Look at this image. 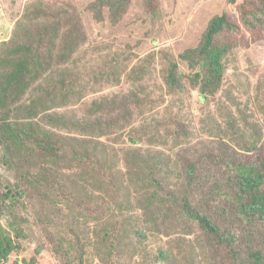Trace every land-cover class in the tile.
<instances>
[{
    "label": "trees",
    "instance_id": "obj_1",
    "mask_svg": "<svg viewBox=\"0 0 264 264\" xmlns=\"http://www.w3.org/2000/svg\"><path fill=\"white\" fill-rule=\"evenodd\" d=\"M244 2L245 28L225 8L171 54L163 93L147 85L143 39L105 34L133 0L14 3L0 41V209L23 208L40 241L25 254V228L0 215V264H264V74L241 55L264 40V0ZM158 104L161 119L136 127ZM152 127L165 143L145 140Z\"/></svg>",
    "mask_w": 264,
    "mask_h": 264
},
{
    "label": "rangeland",
    "instance_id": "obj_2",
    "mask_svg": "<svg viewBox=\"0 0 264 264\" xmlns=\"http://www.w3.org/2000/svg\"><path fill=\"white\" fill-rule=\"evenodd\" d=\"M27 1L29 0H0L3 7L0 9V41L5 39L10 31L11 23L7 16L9 10H12L14 3L17 9H21ZM78 1L82 5L89 0ZM241 2L245 4L244 8L248 7L244 0H238L237 2H231L230 0H155L151 4V8L156 6L157 13L154 21L151 23L150 14L146 13V5L143 0H133L131 12L123 22L125 23L124 26L122 27L123 24H120L105 32L108 29L107 27L104 32L108 38L119 36L120 41L123 43H132L137 39H143V43L138 48V51L140 53L144 51L146 54H149L151 60V76L149 79H146L147 85L159 89L163 93L162 70H166V64L171 54L173 56L174 53L178 54L186 48L195 46L210 18L213 15L222 13L225 8L231 16L237 18L238 22L241 23V8H239ZM4 7L7 12H5ZM144 15L146 16V21L143 22ZM86 21L87 25L91 23H93V26L95 25L89 13H86ZM149 26L152 28L149 33L150 35L144 37V31L148 30ZM242 27L245 28L243 24ZM241 55L243 58H247L248 56L254 61L262 62L254 79L264 74V40L252 41L248 47L244 48L243 51L241 50ZM130 85V83H126L122 89ZM166 111L167 106L164 104L146 107L135 126H139L140 129L143 127L142 129L144 130L148 126L150 127L147 124L149 121L161 119L160 117ZM143 130L141 131L142 134L144 133ZM148 132L151 137L144 134L147 136L144 138L148 142H152V140L153 142L162 144L166 142L165 138L155 127L154 129L152 127L151 132ZM1 172L2 169L0 167V174L2 175ZM14 210L16 212L0 209L1 219L6 227L14 228L17 225H21L25 228L29 237L23 240V242L28 248L25 254L29 255L33 253L34 247L40 241V238L37 237L38 232L34 228L29 215L23 211L24 209L16 207ZM22 211L23 213H21Z\"/></svg>",
    "mask_w": 264,
    "mask_h": 264
}]
</instances>
